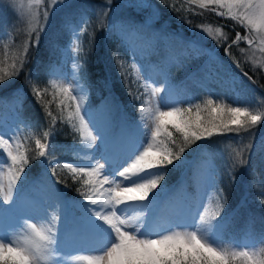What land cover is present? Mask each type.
<instances>
[{"label":"snow or ice","instance_id":"1","mask_svg":"<svg viewBox=\"0 0 264 264\" xmlns=\"http://www.w3.org/2000/svg\"><path fill=\"white\" fill-rule=\"evenodd\" d=\"M41 2L42 0H36L38 4ZM61 2L62 0H51V5L55 6ZM106 2L110 4L111 0ZM194 2L196 0H189V3ZM199 9L201 13L220 9L217 12L219 16L238 22L239 26L245 27L247 32L253 34L251 37L241 36L237 32L229 42L227 35L221 33L222 39H217L213 36L211 28L204 29L202 25H198L202 31L217 40L218 46L221 42L226 44L225 55L231 57L230 49L238 41H246L248 47L252 48L257 42L256 35L259 36V44L264 45V0H199ZM50 11L51 8L44 9L45 21L48 20ZM106 20L107 9L100 8L96 13L97 29L107 27L110 31L111 25L106 24ZM90 24V20H81L80 30H73L78 40L81 34L87 32ZM43 27L30 30L29 37L35 33V39H29L23 45L24 56L14 59L10 70L0 68V82L19 75L27 63L26 57L30 47L39 46ZM216 32H221L220 27L216 28ZM76 50L79 54V45ZM259 50L264 53V47ZM240 51L242 54L245 52L244 49ZM86 55L85 52L84 56ZM115 59L119 70L122 63L118 53ZM236 63L239 67V62ZM130 67L133 72L138 71L135 64ZM121 75L130 98L141 102L138 114L143 113L145 104L155 102L156 107L151 114L153 126L138 123L134 137H113L108 140L98 127L97 113L78 99L87 94L77 81L60 87V92L70 103L65 104V100L61 99L58 107L61 116L66 109L69 110L68 120L75 121L72 127L78 131L83 130L86 137L82 135V141L86 139L94 146L95 155L89 156L90 163L74 166L65 162L61 165L54 157L55 146L49 140L51 133L44 131L42 138L35 139L37 158H43L42 163L49 167L52 176L55 177L56 169L62 166L71 174L73 181L78 178V174L97 177L95 181H83L87 189L80 192L83 200L75 202L80 215L75 219L74 227L82 233L103 237V244L97 250L99 254L82 255L76 259L84 264H264V247L258 250L248 246L228 248L219 242L223 211V193L219 188L216 190L222 202L212 214H208L207 210L203 213L197 210L184 220L173 222L167 230H156L152 227L153 206L161 191L165 189L167 173L171 168L185 163L184 154L187 148L197 142L208 141L214 135L239 136L242 130L249 131L264 121V111L254 110L264 105V99L258 100L256 104L239 106V97L233 103H227L223 97H209L203 101V111L207 112V116H204L200 103L188 102L186 107L177 106L183 102L170 100L167 85L163 88L152 87L149 91V82L145 80L142 84L144 93L136 95L132 91L133 81L129 80L131 73L125 69ZM49 86L57 87L55 82H50ZM30 87L38 102H41L43 95L48 92V86L41 87L38 81H31ZM142 96L146 99H142ZM234 104L236 106H233ZM42 107L47 108V105L42 104ZM162 108L169 110L164 111ZM49 117L50 124L54 126L57 117L47 111L46 119ZM170 117H178L179 122H166V118ZM104 119L106 124L110 122V111L104 113ZM145 119L146 117L141 115V121ZM169 124L182 137L181 144L175 150L168 146L161 147L158 141V137L166 135L169 143L176 144ZM28 127L30 125L25 124V128ZM98 140L101 143L97 144ZM89 144H85L82 150H91ZM197 147L200 145L197 144ZM0 149L6 154V159H0V174H4L6 169L8 176L7 187L0 184V212L14 213L18 210V198L23 191L22 177L26 176V169L33 157L28 155L19 128L8 137L0 131ZM236 155L239 157L241 153L237 152ZM50 156L53 157L52 160H49ZM129 161H132L130 166H125ZM240 163L243 164L244 161L241 160ZM229 175L231 178L230 172ZM63 182L56 180L57 184ZM212 186L215 187V181ZM50 198L60 199L59 195L52 192ZM133 205L139 207L133 208ZM49 209L52 210L51 214ZM130 210L132 214H129ZM34 219L37 220L36 223L31 222ZM39 221L45 223L38 226ZM61 224L64 225L63 229L58 226ZM17 227L23 230L22 235L15 229L11 233H0V264H67V221L62 211H57L54 203L43 207V215L28 216L24 223L18 224Z\"/></svg>","mask_w":264,"mask_h":264},{"label":"rangeland","instance_id":"2","mask_svg":"<svg viewBox=\"0 0 264 264\" xmlns=\"http://www.w3.org/2000/svg\"><path fill=\"white\" fill-rule=\"evenodd\" d=\"M194 4L199 5V0H196ZM155 5L157 4L154 0H111L110 4L106 0L97 2H90L88 0H62L61 3L55 6L51 5V0H42L39 4L36 3V0H0V20L5 19V22L13 23L14 29H17L19 33L17 37L29 41V39H35L36 35L32 33V36L29 37V32L32 28L39 30L40 27L44 26L43 32L40 34V36H43L49 33L57 21L59 22L60 19L65 17L63 22L69 28V31H65V33L60 32L59 38L63 39V45L57 49V57L48 65L47 71L49 83H56L57 87L52 88L60 96V100H65V104H69L70 101L60 92V87L77 81L82 85L76 70L75 53L77 52L78 39L73 30H80L81 20H84L86 16L84 12L87 9L96 15L100 8L107 9L106 24L111 25L110 31L107 27L104 29L105 38L111 39L114 37V39L121 41L120 44L124 45L127 51L129 69L132 72L131 76L141 86L147 80L149 82V91L152 87L163 88L167 85L170 100L183 102L177 104L179 107H186L188 102L195 104L200 98L211 96V93H216L218 97H225V99L231 96L233 101H236L237 97H239V106L256 104L258 100L264 99V88L258 90L249 79L251 73L246 70L250 69L253 76H257L258 81L264 83L259 78L261 75L264 76V53L259 50L264 45L259 44L258 35L255 36L257 42L252 48H249L247 42L244 41V44L233 45L231 47V57L222 55L218 51L220 46L225 45V43L221 42L218 46L217 40H214L212 36L202 31L201 27L186 30L172 27L170 22L160 19V14H158L159 12ZM45 8H51L47 21L43 17ZM127 21L137 23L141 28L139 30L143 32L141 33L136 27L131 24L129 25ZM203 28H211L213 36L217 39H222L221 33H223L228 36L229 41V34L224 32V30L221 29V32L218 33L216 32L217 27L203 26ZM9 34L10 30H3L0 32V39H4ZM248 35L251 37L253 34L249 33ZM240 49H244L245 52L242 54ZM223 53L225 54V51ZM237 61L240 64L239 67H237ZM132 64L136 65L137 72L132 71L130 67ZM166 70L171 73L170 81L165 77ZM244 73L248 75L245 76ZM174 79L178 80L175 81ZM251 80L253 81V79ZM178 81L180 83L176 84ZM179 88L180 90H178ZM163 94L161 93V95ZM144 98L146 99V97ZM78 99L87 107V95L78 97ZM19 103L20 101H18V105ZM108 104L110 103L107 98L94 111L97 113L100 131L104 133L108 140H111L115 137L113 132L110 131L114 124L112 123L111 116L110 122L107 124L104 119V113L109 110ZM234 106L236 105L234 104ZM155 107L154 101L145 104L143 113L138 114L139 119L129 126L132 132L122 134L120 138L127 139L134 137L135 126L138 123L146 124L149 127L153 126L151 114ZM161 110L167 111L169 109L162 108ZM254 110L264 111V105L258 106ZM63 113L65 119L69 121V110L66 109ZM16 114V109L12 106H6L0 114V131L6 137L11 136L17 129L15 125L11 124L16 121ZM141 115L145 116L146 119L141 121ZM167 121L178 123L179 118H166ZM69 122L72 124L75 121ZM74 129L77 130L76 128ZM78 133L79 141H82L81 136L86 137V133L83 130H79ZM240 133L239 136H228L217 140L218 142L216 143L220 144L218 148L221 147L223 149L224 147H228L230 142L227 141V138H229L234 142L237 140L242 149H249L254 142L256 147V143H258V146L262 148V152L264 153V121H261L249 131L245 132L242 130ZM82 142L83 145L89 144L86 139ZM96 143L99 144L101 142L98 140ZM212 148L203 147L198 152L197 161L191 164L190 175L188 176L189 180L182 182V186L191 187L192 194L188 195L183 192L182 196L175 199V202H169L165 198L164 200L156 199L153 206L154 215L152 216V227L154 229L167 230L173 222L182 221L195 214L197 210L201 213L207 210L208 214H212L217 210L218 200L215 201V208L209 206L208 203L209 198L215 196L214 188L216 187V182L215 187L212 186L213 181H215L212 169L216 167V164L208 158ZM82 149L84 147H81L74 155V160L76 161V164L72 163L74 166L90 163L89 156L95 155L94 146L91 144H89V149L91 150ZM0 159H6L3 149H0ZM131 162L129 161L125 166H130ZM86 179L95 181L97 177H86ZM7 182L8 176L5 169V173L0 174V184L7 187ZM187 195L189 198L194 197L192 207H188L184 200V197ZM75 202L73 200L69 201L68 205L70 208L66 209L64 205L60 204V200L53 201L50 198V194L43 190L42 186L32 188V194L24 196L18 202V210L13 216L3 212L0 214V233L3 231L11 233L15 229L17 233L22 235L23 230L17 227V225L23 224L28 216L39 217L43 215V207L49 203H54L57 211H62L63 217L67 221L68 232L65 234V245L68 255L65 256V260L67 264H84L83 261H78L76 257L99 254L97 250L103 244V237L82 233L74 227V221L80 215V210L75 206ZM137 207L139 205H133V208ZM48 211L51 214L52 210L49 209ZM145 211L147 212V209ZM129 214H132L131 210ZM31 222L36 223L37 220L34 219ZM44 223V221H39L38 226ZM58 226L62 229L64 227L63 224ZM222 226L223 221L221 228ZM220 230L219 236H221ZM219 242L221 243V238ZM234 246H248L254 249L252 239L246 236L234 242Z\"/></svg>","mask_w":264,"mask_h":264},{"label":"trees","instance_id":"3","mask_svg":"<svg viewBox=\"0 0 264 264\" xmlns=\"http://www.w3.org/2000/svg\"><path fill=\"white\" fill-rule=\"evenodd\" d=\"M88 1L97 2L103 0ZM154 1L157 4L155 7L158 9L160 19L170 22L171 26L176 29H197L199 28L198 25L220 27V29L229 34V42L234 39L237 32L241 36L249 34L245 27L239 26L238 22L219 16L217 12L220 9L201 13L199 5L189 3L187 0ZM84 13L86 15L84 20H90L91 24L87 32L81 34L78 40L81 50L79 54L75 53L77 74L87 93V107L97 110L100 103L105 102L108 98L110 103L108 104V111H110L111 120L114 124L110 131L113 132L115 137L120 138V135L132 132L129 126L139 119L138 109L141 105L140 101H134L130 98L128 90L122 82L121 73L125 69L132 73L129 69L127 51L124 45L120 44L121 41L119 39H114V37L111 39L105 38V27L97 29L96 15L88 9ZM64 18L60 19L59 22L57 21L48 34L39 37V46L30 47L26 57L27 63L19 75L0 82V114L6 106H12L16 109L17 119L11 124L19 128L20 137L25 140L28 155L33 157L26 169V176L22 180L23 191L20 195L25 191L31 192V188L37 187L38 183L41 182L45 187L59 195L61 202L67 203L71 200H83L80 192L87 189V186L83 184L86 177L78 174V178L73 181L71 174L62 166L56 169V176H52L50 169L47 168L48 166L42 163L43 158H37L38 150L35 148V139L42 138L43 132L49 131L51 133L49 137L50 143L55 146L54 157L59 159L62 165L63 162L76 164L74 155L81 147H84L83 142L79 141L78 131L65 119L64 113L62 116L60 115L58 107L60 96L49 86L47 74L48 65L57 57V49L63 45V39L59 38L60 32L69 31V28L63 22ZM105 23L107 22L105 21ZM122 23L124 24L123 21ZM130 24L138 30L141 29L135 22H129ZM3 30H10V34L4 39H0V68L10 70L12 61L17 57L24 56L23 45L28 41L17 37L19 34L18 30L14 29L13 23L5 22V19L0 20V32ZM139 31L143 32L142 30ZM239 44H244V41H238L233 45L238 46ZM225 47L226 44L220 46L218 52L225 55L223 53ZM85 52L87 53L86 56H84ZM117 53L119 61L122 63V67L119 70L115 59ZM17 67H19V63H17ZM246 70L251 73L249 77L254 82L251 79L250 81L258 90H262L264 83L259 82L257 76H253L250 69ZM166 77L170 81L171 73L169 71H167ZM259 78L264 81L263 75L259 76ZM129 80L133 81L132 91L134 94L140 95L144 93V89L133 76H130ZM31 81H38L41 87L48 86V92L43 95L41 102H38L32 93ZM178 83L180 82L178 81L176 84ZM209 97L216 98L218 94L211 93V96H204L199 101H196V103L201 104L202 115L204 116H207V112L203 111V101ZM141 98L145 99L144 96ZM18 101H20L19 105ZM224 101L233 103L231 96L226 99L224 97ZM42 104H46L47 108L42 107ZM47 111H51L57 117L54 126L50 124V117L46 119ZM21 121L24 123H21ZM25 124L30 125V127L25 128ZM169 130L173 132V139H175L176 144L169 143L166 135L158 137V141H160L161 147L168 146L175 150L181 144L182 137L174 128H171V125H169ZM228 136L236 135L229 134ZM228 136L214 135L208 141L197 142L200 147H197V144H193L187 148L184 154L185 163L168 171L165 189L160 195L167 199H175L183 192L188 195L192 194L191 187L182 186V182L189 180L191 164L197 161L198 152L203 147H213L214 149L212 148L208 158L216 164V167L212 169L216 187L214 188L215 196L209 198L208 203L209 206L215 208V201L218 200L219 205L222 201L216 189H222L223 226L220 230L221 243L225 247L231 248L234 247V242L246 236L252 239L254 249L258 250L264 247V153L258 143H256V147L254 142L249 149H242L237 140L234 142L229 138H227V141L230 142L228 147L218 148L220 144L216 143L218 142L217 140ZM237 152L241 153L239 157L236 155ZM52 159L53 157L50 156L49 160ZM241 160L244 161L243 164L240 163ZM226 165L228 171H226ZM229 172L231 173V178ZM57 179L64 182L57 184ZM188 195L185 198L188 201L193 200Z\"/></svg>","mask_w":264,"mask_h":264},{"label":"bare ground","instance_id":"4","mask_svg":"<svg viewBox=\"0 0 264 264\" xmlns=\"http://www.w3.org/2000/svg\"><path fill=\"white\" fill-rule=\"evenodd\" d=\"M166 73H167V70H166ZM165 77H166V75H165Z\"/></svg>","mask_w":264,"mask_h":264}]
</instances>
